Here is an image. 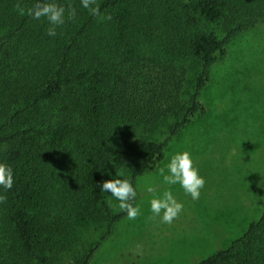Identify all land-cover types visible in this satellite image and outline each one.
<instances>
[{
    "label": "trees",
    "instance_id": "trees-1",
    "mask_svg": "<svg viewBox=\"0 0 264 264\" xmlns=\"http://www.w3.org/2000/svg\"><path fill=\"white\" fill-rule=\"evenodd\" d=\"M57 2L76 16L49 37L44 18L17 10L35 0H0V162L14 176L10 190L0 188V219L13 239L0 264H51L62 234L64 249L73 244L64 213L104 225L93 244L68 255L69 264H89L126 215L109 206L101 182L123 171L135 188L204 112L200 95L217 53L264 17V0H97L100 16L79 0ZM201 20L221 23L224 34L202 29ZM182 57L198 65L187 96ZM169 118L161 140L146 135ZM53 205L62 207L54 209L60 221L50 216ZM193 264H264V211Z\"/></svg>",
    "mask_w": 264,
    "mask_h": 264
},
{
    "label": "rangeland",
    "instance_id": "rangeland-1",
    "mask_svg": "<svg viewBox=\"0 0 264 264\" xmlns=\"http://www.w3.org/2000/svg\"><path fill=\"white\" fill-rule=\"evenodd\" d=\"M200 27L213 30L218 37L224 34L221 23L201 20ZM180 63L185 69L183 91L187 96L198 65L183 57ZM200 101L204 112L195 114L152 168L137 177L134 204L140 205L141 215L133 220L125 215L116 222L89 264H193L227 247L264 211V17L234 36L223 53H217ZM166 120L146 135L161 140L172 121ZM181 151H189L205 179L196 200L179 184H165L159 172L163 168L168 174L171 156ZM147 186L157 195L171 190L183 203L171 223L151 213ZM106 199L114 211H120L118 201L107 192ZM61 208L53 205L50 216L60 221L54 209ZM63 216L68 219L73 244L64 249L67 237L62 234L51 264H69L72 258L68 255L84 251L104 230L100 221ZM3 226L0 219V258L13 243Z\"/></svg>",
    "mask_w": 264,
    "mask_h": 264
},
{
    "label": "clouds",
    "instance_id": "clouds-1",
    "mask_svg": "<svg viewBox=\"0 0 264 264\" xmlns=\"http://www.w3.org/2000/svg\"><path fill=\"white\" fill-rule=\"evenodd\" d=\"M80 6L93 16H100V10L97 0H79ZM17 10L20 15L27 14L35 20L44 18L49 27L46 35L56 37V29L65 23V19H73L76 16V9L68 4L67 7L57 2V0H35L32 7H21L17 4ZM110 16H102L101 19H110ZM163 181L167 185L179 184L183 191L193 200L200 196V190L205 185V179L199 174V170L194 166V161L189 151L177 152L171 156L167 164V172L159 169ZM109 175H111L109 173ZM14 176L11 166L4 162H0V188L10 190L13 187ZM103 192L118 201L116 207L125 212L127 218L135 219L141 215V207L139 204H133L132 201L137 197V190L133 187V183L123 171L115 172L110 179L104 180L99 185ZM152 198L149 201L150 210L153 216H159L164 223H171L175 217L183 209V203L179 202L171 190H164L162 194L157 195L152 186L145 189ZM6 196L0 194V202H3ZM112 207L111 204H109Z\"/></svg>",
    "mask_w": 264,
    "mask_h": 264
}]
</instances>
